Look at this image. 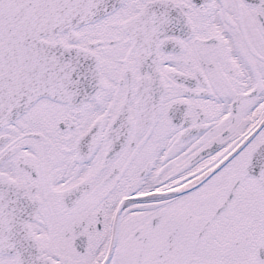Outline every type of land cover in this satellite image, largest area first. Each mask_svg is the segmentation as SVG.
Segmentation results:
<instances>
[{"label": "snow or ice", "instance_id": "obj_1", "mask_svg": "<svg viewBox=\"0 0 264 264\" xmlns=\"http://www.w3.org/2000/svg\"><path fill=\"white\" fill-rule=\"evenodd\" d=\"M0 264H264V0H0Z\"/></svg>", "mask_w": 264, "mask_h": 264}]
</instances>
